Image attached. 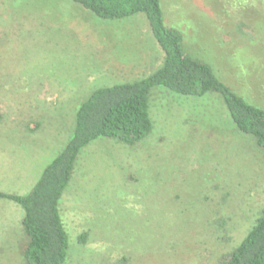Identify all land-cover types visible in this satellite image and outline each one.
<instances>
[{
	"label": "rangeland",
	"instance_id": "rangeland-1",
	"mask_svg": "<svg viewBox=\"0 0 264 264\" xmlns=\"http://www.w3.org/2000/svg\"><path fill=\"white\" fill-rule=\"evenodd\" d=\"M186 54L264 109V0H160ZM146 16L71 0H0V192L25 195L97 88L158 70ZM151 132L83 147L59 200L63 264H221L264 211V149L223 99L154 87ZM20 204L0 198V264H26Z\"/></svg>",
	"mask_w": 264,
	"mask_h": 264
},
{
	"label": "trees",
	"instance_id": "trees-1",
	"mask_svg": "<svg viewBox=\"0 0 264 264\" xmlns=\"http://www.w3.org/2000/svg\"><path fill=\"white\" fill-rule=\"evenodd\" d=\"M71 1L104 19L143 14L164 59L158 70L144 78L94 90L76 111L66 146L44 167L32 189L25 195L0 192V198L14 201L23 209L26 264L64 263L68 242L58 205L78 153L100 138L134 145L148 136L153 128L148 96L154 87L181 95H220L234 128L252 136L264 149V109L248 103L219 79L210 65L185 53L181 32L164 22L160 0ZM221 264H264V211Z\"/></svg>",
	"mask_w": 264,
	"mask_h": 264
}]
</instances>
